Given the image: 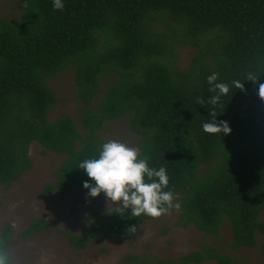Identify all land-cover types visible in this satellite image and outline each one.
<instances>
[{
    "label": "trees",
    "instance_id": "1",
    "mask_svg": "<svg viewBox=\"0 0 264 264\" xmlns=\"http://www.w3.org/2000/svg\"><path fill=\"white\" fill-rule=\"evenodd\" d=\"M23 6L20 19L0 18V184L8 189L32 168L29 148L38 141L66 157L47 193L85 188L91 178L80 162L98 155L106 122L130 115L131 129L142 137L140 155L167 169L180 222L217 234L227 217L233 248L257 246L258 235L264 237V98L258 94L264 82V0H65L63 10L54 9L52 0H23ZM179 44L197 51L187 69L173 64ZM70 64L76 65L78 96L86 105L84 134L69 115L49 120L57 96L48 80ZM212 72L229 84L243 80L244 87L213 103L207 82ZM110 74L117 79L94 108ZM216 117L229 122L230 133L203 131L202 124ZM115 209H92L81 233H62L84 249L94 239L135 237L142 223L158 218ZM50 226L35 217L23 235ZM12 232L7 224L0 246L10 249ZM205 261L237 264L213 246L142 262Z\"/></svg>",
    "mask_w": 264,
    "mask_h": 264
},
{
    "label": "rangeland",
    "instance_id": "2",
    "mask_svg": "<svg viewBox=\"0 0 264 264\" xmlns=\"http://www.w3.org/2000/svg\"><path fill=\"white\" fill-rule=\"evenodd\" d=\"M23 0H0V18L17 20L23 17ZM196 49L190 45L179 44L173 64L187 69ZM76 65L70 64L48 82L57 96L56 104L51 108L49 120L61 116H71L84 134L81 117L85 111V102L78 96L75 83ZM117 79L110 74L103 81V88L93 102L97 108L108 86ZM102 136L106 140L117 139L130 146L142 147L141 135L130 126V115L106 122ZM32 168L8 189L0 184V235L7 224L12 225L11 252L15 264H143L146 257L171 259L184 256L194 250L213 246L229 254L237 264H264L261 243L258 235L255 247L240 246L233 248L234 232L230 220L226 217L217 234H208L194 223L180 222V212L175 205L164 215L146 221L139 227L135 237L115 235L108 239H94L88 247L77 249L62 233L71 230L81 233L90 222L92 209H115L117 204L109 202L103 192L97 196L88 195V189L74 187L70 194L58 189L47 193L46 187L55 184L57 172L65 161V155L46 149L40 142L33 141L29 148ZM202 173L204 168H202ZM182 193L178 194L180 199ZM35 217L47 219L50 228L35 236H24L23 231ZM264 218V212L261 216ZM139 260H130V257ZM202 264H217L205 261Z\"/></svg>",
    "mask_w": 264,
    "mask_h": 264
},
{
    "label": "clouds",
    "instance_id": "3",
    "mask_svg": "<svg viewBox=\"0 0 264 264\" xmlns=\"http://www.w3.org/2000/svg\"><path fill=\"white\" fill-rule=\"evenodd\" d=\"M54 9L63 10L65 0H52ZM258 76L251 73L247 78L256 80ZM209 90L215 93L211 97L213 103L220 102L222 96L229 94L231 88L242 89L243 80H233L231 84L218 80V73L212 72L207 76ZM258 94L264 98V82H259ZM203 131L207 133L226 134L231 132L228 121H205ZM79 167L84 169L91 178L84 181L88 195L97 196L103 192L109 202L117 204L115 211L125 213L128 209L130 216L141 215L159 217L167 213L174 204V193L169 186V175L165 166L158 168L149 165L147 157L140 155L138 147L117 140L102 141L97 156L84 159ZM168 189V190H165ZM179 207L178 204L175 205ZM135 231V226L128 229ZM0 264H14L11 252L0 246Z\"/></svg>",
    "mask_w": 264,
    "mask_h": 264
}]
</instances>
